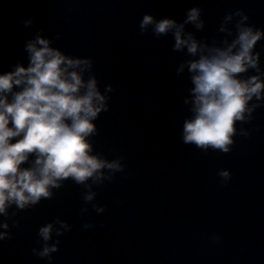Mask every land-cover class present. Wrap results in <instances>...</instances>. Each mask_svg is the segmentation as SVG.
I'll list each match as a JSON object with an SVG mask.
<instances>
[{"label":"clouds","instance_id":"9594fccd","mask_svg":"<svg viewBox=\"0 0 264 264\" xmlns=\"http://www.w3.org/2000/svg\"><path fill=\"white\" fill-rule=\"evenodd\" d=\"M236 15L241 16L237 35L222 48H207L184 31L188 23L203 28L197 7L187 11L182 23L172 18L157 21L151 15L140 21L141 31L151 25L157 36L171 32L173 49L186 47L195 57L186 62L194 85L190 90L193 115L184 121L182 139L200 149L211 147L227 153L235 122L251 114L256 105L248 102L254 96L257 100L264 96V73L247 79L238 75L257 68L259 53L253 49L264 39V30L245 26L248 17L239 11ZM231 19L227 15L225 22ZM225 30L222 25L220 31ZM25 50L27 66L17 64L0 73V214L4 215L13 204L24 209L50 197L51 188H58L68 178L79 184L89 178L98 180L102 169L121 167L118 161L108 162L92 154L88 138L96 131L94 121L108 105L96 78L84 79L90 59L65 54L39 33L26 42ZM183 68L181 64L179 71ZM111 90L110 85L105 89ZM26 163L28 167L23 166ZM220 175L227 179L229 173L225 170ZM85 199L91 200L92 195ZM7 227V223L0 224V228ZM52 230L53 225L46 224L39 235L48 241ZM4 236L0 233V239ZM54 251L55 246L44 247L40 255Z\"/></svg>","mask_w":264,"mask_h":264}]
</instances>
